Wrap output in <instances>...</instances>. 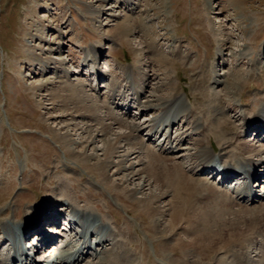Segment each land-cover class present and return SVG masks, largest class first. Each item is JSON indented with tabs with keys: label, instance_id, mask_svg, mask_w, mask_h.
<instances>
[{
	"label": "rangeland",
	"instance_id": "374dc122",
	"mask_svg": "<svg viewBox=\"0 0 264 264\" xmlns=\"http://www.w3.org/2000/svg\"><path fill=\"white\" fill-rule=\"evenodd\" d=\"M210 4L216 7L208 10ZM122 21L129 33L116 30ZM261 46L264 0H0V224L7 237L0 247V264L24 263L25 255L45 264L50 254L78 249L86 256L76 264H99L103 255L81 247L79 237L86 232L88 244L109 236L99 248L111 252L107 264L114 259L116 264H240L229 255L236 246L224 250V244L216 246L218 241L200 247L204 258L186 253L176 239L186 244L197 237L187 220L168 227L177 199L169 191L155 198L159 195L155 184H143L144 178L124 179H130L131 172L145 177V152L161 144L146 125L160 117L158 107L165 101L183 97L193 110L195 105L214 106L210 118L224 117L225 130L237 132L244 122L241 113L249 117L246 111L254 96L260 94L264 101V53L260 63H251ZM233 79L241 82L232 84ZM77 83L79 96H91L85 105L94 104L85 113V106L68 100L64 89ZM133 83L142 93L138 103L130 102ZM111 93L113 103L107 98ZM211 95L216 97L212 103L205 100ZM96 113L107 122L110 114L119 123L112 124L106 137H95L100 128L95 125ZM185 119L179 116L177 126L182 127ZM164 120L158 119L157 124ZM79 123L83 129L89 126L82 135L74 127ZM64 124L68 125L60 129ZM126 124L138 126V132L132 140L119 142L115 153L105 159L101 151L105 140L127 132ZM175 133L173 128V138ZM258 138L249 129L240 139L260 147L264 139ZM133 150L140 154H132ZM77 152L89 159L75 155L82 157L75 160ZM186 154L183 150L172 157ZM214 158L217 165L231 160L230 156ZM105 160L109 166L102 178L97 165ZM202 176L213 183L219 180L216 171ZM256 182L250 181V188L264 196V177ZM233 184L218 186L226 189ZM136 188L140 192L132 193ZM261 202L248 203L249 209ZM47 204H51L48 211L56 206L63 212L60 226L46 224L45 229L60 231L62 238L48 251L35 253L37 240L28 235L19 242L16 232H21L33 210ZM72 218H78V223L69 230L65 224ZM209 235L216 240V233ZM251 238L243 247L245 264L259 262L264 251V238ZM66 255L67 262L74 259Z\"/></svg>",
	"mask_w": 264,
	"mask_h": 264
},
{
	"label": "bare ground",
	"instance_id": "6f19581e",
	"mask_svg": "<svg viewBox=\"0 0 264 264\" xmlns=\"http://www.w3.org/2000/svg\"><path fill=\"white\" fill-rule=\"evenodd\" d=\"M215 7L216 6L210 4L208 5V10L214 9ZM125 24L126 21L118 23L116 25V30L121 33H129L127 32L128 27H126ZM176 53H179V50H176ZM263 53L264 48L263 46H261L260 49L255 52L256 57L254 59H251V63L255 66L260 63L259 57L260 54L262 55ZM88 56H86V58H88ZM89 58L95 59V57ZM66 76L67 72H65V77ZM240 82L241 81H239L238 79H233L231 81L232 84ZM79 86V83L68 85L66 84V88L64 87V89H67V91L69 92V96H67L68 100H73L74 103L80 105V107L85 106L83 107L85 109V113L92 109L91 107H94V104L88 106L85 105V102H87L88 99L92 101L91 96H79L77 94V91H79ZM132 86L135 87H133L135 91H133V96L130 102L133 101L134 103H138L140 96L142 95L141 90H137L134 83ZM113 96L114 95H112V93L107 96L108 100L112 101V103L113 101H115V98ZM72 97L75 98L73 99ZM184 99L185 98L183 97H179L171 102H163L161 106L158 107L161 108L163 113L161 112L159 118L154 119V121L152 120L148 125H146V128H148V130L152 132L151 135L153 137H157L158 135L157 141L161 140V144H158V147H156L157 150L147 149L145 152L146 155L144 156L146 157V168L143 170L145 177L139 176L142 172H131L132 175L130 173V179L128 177H125V179H123L124 181H132L133 177H138L140 179L144 178L143 184L146 185L147 183L148 185L150 184V181L155 184L157 188L156 191H158L159 194L158 196H154L155 198H161L169 191L172 194L173 200L175 201L177 199L176 201L178 203V207L171 210V220L168 223V227H176L178 225L177 223L179 221L181 222L182 220L192 222L193 224L191 225L192 227H190V229H193L195 234L194 236L197 237L196 239H194V241H192L196 244L200 243V245L196 246L194 243L185 244L181 239H176L178 241L177 243H179L178 245H181L182 249L186 253L195 252L197 253L198 257L204 258L205 255L203 253H199L200 251L198 252L200 247L218 241L216 243V246H218L220 243L221 246H219L222 247V244H224L226 246L224 250L229 246H236L234 248L232 247L233 249L231 248L232 250L229 251V255L237 258L240 261V264H245V257L243 253V247L245 243H247L249 239H252L251 237L254 235H260L262 238H264V204H262L261 202V207L259 205L251 209H249L248 205V203H256L257 200H264V196L262 193L253 191L251 189L252 187L250 188V181L253 180V182L257 183L256 181L258 180V178L260 179L264 177V144L260 147H255L254 145L250 144V141H242L240 138H242L243 132L245 134L248 133L249 129H252V131L256 132V136L259 137L258 139H264V101L261 98L260 94H256L251 101V107H249V109L246 111L250 112L249 117L245 112H242L241 115L244 117V122L238 125L239 129L237 132L229 133L230 131L228 132L227 130H225V127L221 122L223 121L224 117H219V115L215 114L216 118H210V116H212V113L210 115V110L214 109L212 108L214 106L202 107L199 105H195L194 110L188 109L184 103ZM214 99L216 100V97L212 96V98H208L205 100L211 102ZM130 102L125 101L124 104L128 105ZM253 109L255 110L252 111ZM197 113H199L200 116L197 115ZM95 115V125L100 126L99 130L95 132V137H106L112 132V124L118 123V121L110 114H107L106 117L104 116L109 120L111 119L110 122H107L106 120H104V118L97 116V113ZM179 116L184 119L186 117L184 125L186 126V124H188L189 126L188 128L185 127V130L184 125L182 127L177 126V120L179 119ZM160 118H164L165 120L163 124L159 125L157 124V120ZM67 125L68 124H64L59 127L60 129H64ZM72 125L74 124H71V126ZM74 127H77V130L81 131L80 135L84 133V129H89V126L87 125H85L83 129L80 126V123L79 125L76 124ZM173 128H175L176 132L174 138L172 137ZM126 129H128L127 132H124L122 134L114 133V138L105 140V144L101 150L103 156L106 157L105 159L108 158V155L115 153L114 151L116 150L117 144L119 142H128V140H132L134 138V135H136L134 133L138 132L139 130L138 126H133L130 124H126ZM190 130L191 132H188ZM191 134H193L192 136H194V138H190ZM186 138H188V140H191V142L189 143L187 140H185ZM211 138L214 140V146L212 144ZM92 139V141L95 140L94 137ZM134 142H136V140ZM173 143H175L174 147H172ZM126 144L128 145V143ZM185 144H188L190 147H185ZM165 145L167 147L163 148V146ZM183 150L184 152L186 151L187 154L182 155L178 158L180 160L176 161L178 160L176 159L177 157L172 156L179 154ZM134 153H137L138 155L140 154L138 150H133L132 154ZM73 155L74 159L77 161L82 159V157H76L78 155H83L84 158L89 157L85 156L84 153L82 154L78 152L77 154ZM215 156L218 157L217 159L230 156V162L220 165L219 173L220 175H222L221 184H226L228 182L234 183V181H236L234 186L222 189L218 186L219 183H213L207 177H205L206 179L204 180L200 179L203 174H208L210 171L215 170V166H218L215 163ZM255 157H258L257 160L254 159ZM140 161H142V159L139 160V163H141ZM98 164L99 165L97 166L100 171L98 175H100V177L102 178H105L109 165L106 163V160L98 162ZM118 166L119 165H117L116 167ZM185 168L187 169L185 170ZM121 169L124 170V167H122ZM256 169H260V171H262L259 172V170ZM118 170H120V167H118ZM239 178L241 180H239ZM63 187H65L64 184ZM140 189H142V186L140 187ZM137 192L140 191H137L136 188L132 193ZM262 192L264 193V191ZM40 206L44 207L45 205ZM40 206L32 211V215L29 214V216H31V219L27 223L23 224L22 227V236L24 238L28 235H33L32 237L37 238V243L34 247L35 253H40L41 250L48 251L55 243L58 242L59 238H62V235H60V231L50 230V232H55L54 236L52 235V233L46 231V229H44V226L46 224H52L51 228H54L56 224L57 227L60 226V220L62 219L61 216L63 211L59 213V211L56 209V206L52 211H48L47 207L51 206V204H47V206L44 207L46 208L44 210H40ZM2 225L3 224H0V247L6 245L7 243V237L6 235H4L5 230H3ZM73 225H76V219H73L70 223H68L69 230L73 229ZM211 229H213V231ZM212 233L213 235L216 233V240H214L215 236L214 238H212L214 241L210 240L208 237V235H212ZM87 234L88 232H86V234L83 233L79 237V240H81V247H87L89 250L93 249V252H96H94L95 256L103 255V257L101 256L102 259L99 264H104L102 263L103 261H105L106 263L107 258H109V256L112 254L111 252H109L108 254L104 253L99 248L103 246L104 241L109 240V236L108 238L106 236L100 237L94 244H88V240H86ZM89 234L90 236H93L94 231L91 233L89 232ZM176 235H178V233H175V236ZM237 246L239 248H237ZM207 248H205L204 250H207ZM19 250L22 254V249ZM68 251L61 250L57 254L58 257L55 256L56 253L50 254V257H47V260H44L45 262L47 261L45 264H76L78 261H82L84 256H86L79 249L78 251L76 250L74 252L71 250L72 253H68ZM208 252L210 253V251ZM66 254H68V256L72 254L75 260L73 259L72 261L67 262ZM114 260L110 261L111 263L109 264L115 263ZM0 262H2L1 258ZM21 264H36V262L33 259H29L28 255H25L24 263ZM188 264H200V262L194 261ZM254 264H264V251L262 252L260 261Z\"/></svg>",
	"mask_w": 264,
	"mask_h": 264
}]
</instances>
